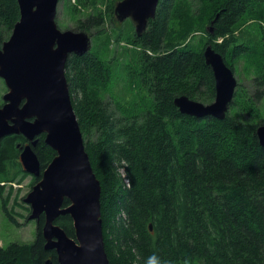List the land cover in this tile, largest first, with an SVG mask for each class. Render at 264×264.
<instances>
[{"label":"trees","instance_id":"16d2710c","mask_svg":"<svg viewBox=\"0 0 264 264\" xmlns=\"http://www.w3.org/2000/svg\"><path fill=\"white\" fill-rule=\"evenodd\" d=\"M119 1L76 0L89 10L79 28L96 29L97 46L83 57L70 56L66 65L86 151L102 187L110 263L264 264L261 124L244 119L254 116L264 90L249 98L239 84L224 121L183 115L174 103L181 96L214 102L216 82L203 55L207 46L234 72L246 62L264 88V0H160L141 37L131 22L122 30L103 27L115 24ZM19 20L17 0H0V46ZM175 29L180 34L173 35ZM199 32L206 37L198 39ZM124 41L133 47L124 52L130 57L124 65L129 101L111 92L120 53L112 45ZM24 142L13 136L0 145V203L17 226L10 201L14 185L29 176L17 147ZM36 153L42 171L57 155L44 135ZM44 223L42 216L35 242L0 245V264H59L57 253L45 249ZM56 224L75 239L70 216Z\"/></svg>","mask_w":264,"mask_h":264},{"label":"water","instance_id":"95a60500","mask_svg":"<svg viewBox=\"0 0 264 264\" xmlns=\"http://www.w3.org/2000/svg\"><path fill=\"white\" fill-rule=\"evenodd\" d=\"M17 2L20 20L11 37L0 46V79L8 89L0 108V145L14 135H23L31 143L21 149V163L26 173L40 181L24 201L31 209L29 221L39 223L45 217L46 251H55L59 264H111L103 234L102 187L86 151L66 78L69 57L89 54L92 36L85 31L58 28L60 0ZM159 3L121 0L116 4L115 20L120 24L132 20L141 37L149 21L156 18ZM203 55L216 82L214 102L204 104L181 96L174 103L183 115L224 121L235 99L238 79L212 46H207ZM42 135L57 154L44 171L34 151ZM257 137L264 147V124L257 128ZM62 216L72 218L75 239L56 224Z\"/></svg>","mask_w":264,"mask_h":264},{"label":"rangeland","instance_id":"374dc122","mask_svg":"<svg viewBox=\"0 0 264 264\" xmlns=\"http://www.w3.org/2000/svg\"><path fill=\"white\" fill-rule=\"evenodd\" d=\"M60 0L58 5V12L56 17V24L58 28L62 31L65 30H74V31H82L79 28V21H85L89 16V10L86 9V6L80 5L76 0ZM107 1V0H105ZM112 0H108V4ZM118 1V0H117ZM115 3V8H116ZM102 10H106L105 5H102L100 7ZM133 23L134 28L136 30V24L128 19L123 24L118 23L115 21V24L109 25L108 24L103 27L108 28H115L122 30L123 28H128L127 23ZM127 31V30H125ZM88 32L92 36V42L93 47L92 50L96 48L97 46V39H95L96 36V29H92L90 32ZM178 35L180 32H177L175 29V32L173 35ZM203 37H206V35L203 32H199L197 34L198 39H203ZM8 40V39H7ZM2 46V45H1ZM132 49V46H129L125 41L122 43H117L112 45L113 50H118L119 53V59L118 62L114 65L117 72V79L115 80L116 84L112 86L111 92L115 97L117 98H123L125 100L123 101H129L131 97V93L128 90V86L124 84V82L128 81L129 74L128 72H125V66L126 63L129 62V56L125 55V49ZM235 76L238 79V83L240 84V88L242 90H246L249 94V98L251 96H254L256 90H264L263 87L256 84L255 79L256 75L255 72L250 69L248 64L246 62H242L239 66L235 67ZM239 86V85H238ZM240 88H237L238 90ZM8 92V89L5 85V83L0 79V105L3 104V98L4 95ZM237 92V91H236ZM129 96V97H128ZM199 102L204 103V101L199 100ZM205 104V103H204ZM207 104V103H206ZM112 107L115 105H111ZM231 111V108H230ZM229 111V113H230ZM238 111H234V114H237ZM244 115V119H248L250 122L253 123H260L261 125L264 124V98L261 102L258 103V106L256 107V113L253 117H248ZM33 176L29 175L26 177L23 182L19 185H14V192L11 196L10 201V208L13 209L18 225L9 222V220L5 217L1 203H0V245L4 246L5 248L9 247L13 243H19V244H31L35 242L37 238V231H38V224L35 221H31L30 223L26 221V217L29 218L31 211L28 210L30 208L25 203V198L28 196V194L33 190V187L36 183H34ZM40 180V179H39ZM31 210V209H30Z\"/></svg>","mask_w":264,"mask_h":264},{"label":"flooded vegetation","instance_id":"af4514ba","mask_svg":"<svg viewBox=\"0 0 264 264\" xmlns=\"http://www.w3.org/2000/svg\"><path fill=\"white\" fill-rule=\"evenodd\" d=\"M3 81V80H2ZM4 82V81H3ZM4 101H3V104H1L0 105V108H2L3 106H4ZM33 121V120H32ZM14 136H17L18 138H23L24 140H25V142H24V146H21L20 145V147H19V145L17 146L18 148H20V149H22L23 147H25V146H27V145H29V144H31L28 140H27V138L26 137H24L23 135H14ZM45 136V135H44ZM10 137H13V136H10ZM41 137L42 136H39L38 138H37V140H39L38 141V144H37V146L34 148V151H35V153H36V150H38L39 149V147H40V142H41ZM21 154V153H20ZM37 154V153H36ZM38 156V155H37ZM39 158V157H38Z\"/></svg>","mask_w":264,"mask_h":264}]
</instances>
